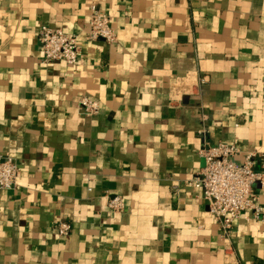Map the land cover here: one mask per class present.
Segmentation results:
<instances>
[{
	"label": "crops",
	"instance_id": "1",
	"mask_svg": "<svg viewBox=\"0 0 264 264\" xmlns=\"http://www.w3.org/2000/svg\"><path fill=\"white\" fill-rule=\"evenodd\" d=\"M90 4L113 44L85 39ZM41 26L77 37L78 64L42 62ZM217 142L264 154V0H0V155L19 165L0 264H264V219L235 220L229 253L186 185Z\"/></svg>",
	"mask_w": 264,
	"mask_h": 264
},
{
	"label": "built area",
	"instance_id": "2",
	"mask_svg": "<svg viewBox=\"0 0 264 264\" xmlns=\"http://www.w3.org/2000/svg\"><path fill=\"white\" fill-rule=\"evenodd\" d=\"M42 62L62 61L68 65H76L79 61V46L74 34H67L61 29L41 26L38 31ZM87 41L103 40L111 45L116 35L110 25L109 17L100 13L95 4L89 5L87 14ZM205 80L196 77L198 87ZM79 108L86 115L98 112L96 101L87 97L79 99ZM202 130H199L201 132ZM239 148L235 144L217 142L215 145L203 146L199 153L203 158V166L199 172L186 182L187 186L199 189L202 198L207 202V213L216 223L219 238L224 242L225 250L232 253L227 239L233 222L238 218L245 220L264 219V206L257 203L253 185L264 190V154L246 152L240 163L234 161ZM258 165V168L255 166ZM19 176V165L9 154L0 155V190L12 189ZM107 207L112 212L123 209L122 198L114 195L109 198ZM68 224L58 226V234L65 235Z\"/></svg>",
	"mask_w": 264,
	"mask_h": 264
}]
</instances>
